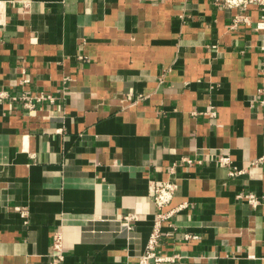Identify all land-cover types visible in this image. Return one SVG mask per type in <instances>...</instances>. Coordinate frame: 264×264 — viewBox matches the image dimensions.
I'll use <instances>...</instances> for the list:
<instances>
[{
    "label": "crops",
    "instance_id": "0c3cea01",
    "mask_svg": "<svg viewBox=\"0 0 264 264\" xmlns=\"http://www.w3.org/2000/svg\"><path fill=\"white\" fill-rule=\"evenodd\" d=\"M4 1L0 264H48L55 232L60 264H137L155 180L177 183L161 211L183 205L162 264H264V10L230 27L216 0Z\"/></svg>",
    "mask_w": 264,
    "mask_h": 264
},
{
    "label": "built area",
    "instance_id": "2783aa9c",
    "mask_svg": "<svg viewBox=\"0 0 264 264\" xmlns=\"http://www.w3.org/2000/svg\"><path fill=\"white\" fill-rule=\"evenodd\" d=\"M21 1L24 5L23 0ZM217 4H221L226 7H237L240 9V12L237 13L230 23V27H235L239 22H244L247 25L251 24L250 19L247 15L244 14L243 11L246 10L249 4H256L260 7L261 10H264V0H216ZM4 15H5V1L0 0V25L4 23ZM262 18H264V14H262ZM255 28L257 29H264V19L259 20L255 24ZM25 79L22 78L21 82H24ZM6 93L4 91H0V99H2ZM45 96L40 94L37 96H28L23 95L22 98L25 100V104L28 107H34L35 101L42 100ZM210 113L215 114V111L211 109ZM218 160L223 164L229 163V157L227 155H220ZM241 169H231L230 174L240 173ZM177 188V183L168 181V180H155L152 183V199L155 205L157 206L160 211L157 213L153 228L148 236V239L144 245L142 252L138 255V262L137 264H162L165 261H174L176 258H179L180 255H166L159 253L157 250L160 238L162 236L161 230V221L162 219L169 217L175 209H179L183 205L180 204L173 209L168 211H161L162 207L167 205L175 190ZM237 196L240 198L245 199L249 202L252 206H255L259 203L260 197L257 196L255 193L252 192H240L237 193ZM25 213V212H24ZM23 213V214H24ZM132 218V215L126 214L124 215L123 227H129V220ZM185 238L193 237L192 235L185 233ZM52 254L51 259L49 260L48 264H60V261L63 259V235L61 232H55L52 237Z\"/></svg>",
    "mask_w": 264,
    "mask_h": 264
}]
</instances>
